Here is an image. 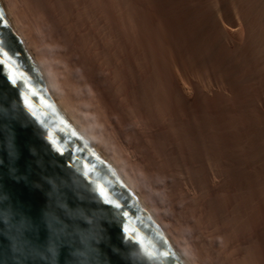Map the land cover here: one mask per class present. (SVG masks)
Returning a JSON list of instances; mask_svg holds the SVG:
<instances>
[{"label":"bare ground","instance_id":"1","mask_svg":"<svg viewBox=\"0 0 264 264\" xmlns=\"http://www.w3.org/2000/svg\"><path fill=\"white\" fill-rule=\"evenodd\" d=\"M0 3L185 264H264V0Z\"/></svg>","mask_w":264,"mask_h":264},{"label":"water","instance_id":"2","mask_svg":"<svg viewBox=\"0 0 264 264\" xmlns=\"http://www.w3.org/2000/svg\"><path fill=\"white\" fill-rule=\"evenodd\" d=\"M0 264H185L61 111L1 3Z\"/></svg>","mask_w":264,"mask_h":264},{"label":"rangeland","instance_id":"3","mask_svg":"<svg viewBox=\"0 0 264 264\" xmlns=\"http://www.w3.org/2000/svg\"><path fill=\"white\" fill-rule=\"evenodd\" d=\"M193 80H194V82H197V83H200V79H197V78H193ZM196 80V81H195ZM199 81V82H198ZM200 85H201V83H200ZM203 85V84H202ZM203 86H206V84H204ZM207 86H209V85H207Z\"/></svg>","mask_w":264,"mask_h":264}]
</instances>
